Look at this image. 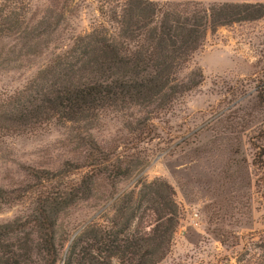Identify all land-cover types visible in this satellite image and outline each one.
I'll use <instances>...</instances> for the list:
<instances>
[{"label":"rangeland","instance_id":"obj_1","mask_svg":"<svg viewBox=\"0 0 264 264\" xmlns=\"http://www.w3.org/2000/svg\"><path fill=\"white\" fill-rule=\"evenodd\" d=\"M151 1L189 16L200 7L211 13L202 46L178 73L192 80L201 70L202 81L163 109L111 105L87 119L52 117L1 135L0 187L34 184L32 170L55 175V189L77 183L78 194L58 219L59 236H72L111 216L113 203L129 191L166 196L165 181L174 190L178 223L155 264H264V0ZM102 2L0 0V10L23 23L0 39V104L33 80L60 78L64 70L56 64L75 63L79 55L71 50L77 36L109 30ZM81 67L68 68L66 77L88 74ZM91 157L101 173L87 189L79 182ZM21 208L4 207L0 222ZM142 212L148 230L152 213L145 205Z\"/></svg>","mask_w":264,"mask_h":264},{"label":"trees","instance_id":"obj_2","mask_svg":"<svg viewBox=\"0 0 264 264\" xmlns=\"http://www.w3.org/2000/svg\"><path fill=\"white\" fill-rule=\"evenodd\" d=\"M102 3L108 7L105 22L109 27L103 22L99 27L110 29L77 36L71 50L79 55L75 63L63 60L56 64L64 70L60 78L42 84L33 80V86L6 97L0 104V136L28 131L52 117L87 119L111 105L151 104L163 109L202 81L201 70L192 80L180 79L178 73L204 42L212 21L205 8L189 16L186 9L163 8L151 0ZM22 26L15 12L0 10V39L19 32ZM76 65L88 74L66 77L67 69ZM85 165L89 170L79 183L87 187L101 172L92 157ZM31 175L34 184L0 187V210L22 206L0 222V264H155L167 252L178 223V206L169 183H163L166 196L143 188L135 197L129 191L113 203L111 216L92 220L72 236L67 231L59 236L58 219L78 194L77 183L65 186L66 190L55 189L53 181L59 179L48 170H32ZM144 205L152 213L148 230L142 223L148 216L140 213Z\"/></svg>","mask_w":264,"mask_h":264}]
</instances>
